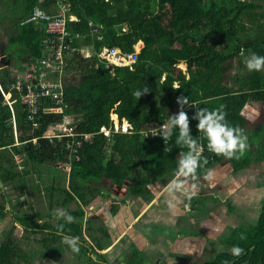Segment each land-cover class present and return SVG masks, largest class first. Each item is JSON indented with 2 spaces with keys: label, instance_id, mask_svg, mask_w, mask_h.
<instances>
[{
  "label": "trees",
  "instance_id": "1",
  "mask_svg": "<svg viewBox=\"0 0 264 264\" xmlns=\"http://www.w3.org/2000/svg\"><path fill=\"white\" fill-rule=\"evenodd\" d=\"M63 1L69 7L68 16L75 17L67 21L68 35L64 39V112H42L52 103L40 98L33 122L41 129L33 134L31 122L27 121L29 106L10 90L11 70L31 69L47 52L44 31L34 23H20L36 6L53 13V0H0V86L14 101L10 109L0 93V215L24 227V235L29 232L34 237L50 236L54 245L61 240L55 238L56 234L77 236L78 243L84 245L78 251L79 264H106L97 252L101 250L98 241L94 247L86 243L82 206L100 195L101 183L128 185L127 195L139 197L150 193L149 187L162 186L175 176L187 148L175 142L178 130L170 141H164L160 126L181 110L179 96H187L197 107L210 110L223 105L227 121L243 128L248 137L244 154L228 158L209 150L206 138L198 136L204 152L196 172L188 174L193 181L198 182L214 166L229 165L235 175L248 168L252 160L264 162V75L249 71L245 65V56L252 51L264 55V15L254 12L260 7L247 0ZM137 42L142 47L130 66L107 68L96 56L102 47L131 53ZM181 63L188 77L178 68ZM144 84L150 91L136 97L134 91ZM196 106L184 105L194 136L199 134L198 121L192 118ZM247 107L250 113L259 109L260 115L252 120ZM111 114L116 115L119 124L126 122L131 127L129 133L114 131ZM63 115L73 119L76 136L57 137L56 127L62 123ZM254 121L259 127H251ZM101 127L109 134L99 132ZM45 128L51 129L49 137L42 136ZM150 130H157L156 135L144 137L142 132ZM79 135L90 139L83 141ZM255 135L260 136L257 145L252 138ZM15 156L21 159L19 165ZM65 164L70 166L68 171ZM29 174L38 179L29 184L36 193L28 190L29 177L25 176ZM43 178L50 179L44 188L49 206L54 193L61 194L63 207L75 202L77 208L67 210L74 217L72 221L59 218L56 224L35 223L41 218L35 206L43 198ZM8 187L18 200L6 211L5 204L14 200L12 194H7ZM194 202L190 201L189 206L194 207ZM200 202L216 204L217 199L206 196ZM260 206L256 224L243 222L233 229L223 242L224 251L214 259L184 264H264V202ZM51 230L56 232L47 236ZM233 245H240L244 252L235 255ZM21 248L18 238L9 233L0 243V264L22 262ZM46 249L58 253L55 246ZM23 261L26 263L25 258ZM143 261L144 253L136 250L126 264Z\"/></svg>",
  "mask_w": 264,
  "mask_h": 264
},
{
  "label": "crops",
  "instance_id": "2",
  "mask_svg": "<svg viewBox=\"0 0 264 264\" xmlns=\"http://www.w3.org/2000/svg\"><path fill=\"white\" fill-rule=\"evenodd\" d=\"M223 166H214L212 169L217 172ZM226 166L229 171L218 172L216 183L213 180L211 184L212 179L207 181L205 176L195 182L188 175L180 173L162 186L149 187L150 193L139 197L127 195L128 185L115 187L101 183L100 195L85 208L82 206L86 221L83 224L87 226L84 230L86 243L94 247L97 242L91 237L97 233L100 235L98 243L101 250L97 252L103 255L106 264H126L127 255L132 253L130 250L133 246L145 254L143 264H183L185 261L214 259L224 251L222 244L233 229L249 219L245 215L240 216L234 203L241 202L242 197L244 211L255 210L256 217H259V203L264 199L263 161L252 160L248 168L235 175L231 174L230 166ZM247 174L251 175L250 179H245ZM232 187L233 193L228 192ZM223 191L227 194L218 195ZM206 196L221 197L220 201L225 204L207 202L206 208H199L201 198ZM193 200L194 207L190 209L189 202ZM11 203L5 204L6 209H10L15 201ZM252 205L255 207L251 208ZM229 207H234V212L232 210L229 213ZM49 211L52 210L49 208ZM257 218L252 221V225L256 224ZM7 219L0 220V228L4 231L15 227L13 231L8 230L9 233L24 237V227L12 220L7 225Z\"/></svg>",
  "mask_w": 264,
  "mask_h": 264
},
{
  "label": "built area",
  "instance_id": "3",
  "mask_svg": "<svg viewBox=\"0 0 264 264\" xmlns=\"http://www.w3.org/2000/svg\"><path fill=\"white\" fill-rule=\"evenodd\" d=\"M42 3L44 0H38ZM52 12H47L41 6H36L30 15L21 21V25L34 23L39 29L44 31L47 35L45 40H43V45L46 52L43 58L36 62L31 69H26L22 71L20 69L11 70L13 76V81L10 85V90L16 92L19 95V99L29 106L30 112L27 115V121L31 122L33 134L36 130L41 129V126L33 122V115L37 113L38 104L40 98H47L52 105L43 108L42 112L51 114H63L64 109L62 107L63 95H64V85L62 83V77L64 75L65 61L63 57L64 49V39L68 35L67 31V21L75 20V17L68 16L69 7L63 0H53ZM95 32L96 28L91 22L88 23ZM142 47L141 42H137L134 46V51L131 53H124L116 47H102L96 56L99 62L104 63L107 68L109 67H122L130 66L135 62L137 55ZM50 52V53H49ZM89 57V53H85V58ZM179 67V66H178ZM180 68V67H179ZM0 93L4 98V101L9 105L11 109V104L14 101H10L11 94L9 92L5 93L0 86ZM113 118H112V117ZM111 119L113 120L114 131H121L122 133H129L131 127L123 122L119 124L116 115L111 114ZM14 137H15V119L12 113L11 117ZM161 129V128H160ZM51 129L45 128L42 130L43 137H49V132ZM58 131L57 137H74L73 133L74 125L73 119L64 116L62 117V123L56 127ZM157 130L144 131L142 134L144 137L150 135L155 136ZM99 132L104 135H108L107 129L101 127ZM83 141H88L90 136L79 135ZM200 156L203 154V149L199 146ZM15 156V162L19 165L21 159ZM19 160V161H18ZM64 168L68 171L70 166L68 164L64 165ZM180 172H176L175 176L179 175Z\"/></svg>",
  "mask_w": 264,
  "mask_h": 264
},
{
  "label": "clouds",
  "instance_id": "4",
  "mask_svg": "<svg viewBox=\"0 0 264 264\" xmlns=\"http://www.w3.org/2000/svg\"><path fill=\"white\" fill-rule=\"evenodd\" d=\"M245 61L249 71L264 69V55L255 51L245 56ZM183 74L185 73L183 72ZM186 77L188 76L186 75ZM149 91L150 87L144 84L142 88H137L133 94L140 98ZM177 102L181 110L177 114L170 115V119L163 123L160 128L163 129L161 136L164 141H170L174 132L178 130L175 142L187 148V151L182 153L178 165V171L181 174L188 175L196 172L200 161L198 136L206 138L208 149L217 154H222L228 158H239L244 154L248 148V137L243 128L232 125L227 121L226 112L222 110L223 105L212 110L207 107H197L195 102H190L189 97L183 95L177 98ZM186 104L196 106L192 118L198 121L196 125L199 130L198 135L194 136L192 134L189 115L184 110ZM65 219L72 221L74 217L68 214ZM63 239L74 251H79V237L65 235ZM232 251L238 256L244 252V249L240 245H233Z\"/></svg>",
  "mask_w": 264,
  "mask_h": 264
},
{
  "label": "rangeland",
  "instance_id": "5",
  "mask_svg": "<svg viewBox=\"0 0 264 264\" xmlns=\"http://www.w3.org/2000/svg\"><path fill=\"white\" fill-rule=\"evenodd\" d=\"M247 1H249V2H251L253 4H256L257 6L260 7V8H256L254 10V12H256L257 14H261L262 13V15H264V0H247ZM255 20H256V18H255ZM262 27L264 29V26H262ZM181 65H183V63L179 64L180 68H181ZM181 69L184 70V72H186L185 71L186 66H185L184 69L183 68H181ZM259 71H260L261 76H263L264 75V69L259 70ZM250 109L251 108L247 107L245 110L250 112L251 111ZM259 112H260L259 109L256 108L255 112L254 113H248V116L252 120H254V119H256V117H258L260 115ZM259 121L260 120H257V122H259ZM257 122L254 121L251 127L256 126ZM258 137H260V136L259 135H255V136L252 137L253 138V142H255V145L258 144ZM17 159H19V158H17ZM14 161H16V160L14 159ZM262 169L264 170V167H262ZM217 170H219V171L216 172V170L212 169L211 171H209L205 175L204 178L207 181H210V179H212L211 180V184H212L213 180H215L214 183H216V178H215L216 174L219 175L218 172H220L221 170H222L223 173H225V172L227 173V171H229V167H227L225 165V166H223V169L218 168ZM60 176H62V175H60ZM250 176H251L250 174L245 175V179H250L251 178ZM25 177H29V178L26 179L27 185H29L31 182H35V183L38 182V179H37V177L34 174H29L28 176H25ZM242 177H244V175ZM41 181H42V183L40 184V189H41L40 192H41V195H42L43 199L40 200V204L39 205H42L43 203H44V205L43 206H39V205L35 206L38 209L37 210L38 214L41 216V218L38 221H36V222L38 224H40V223L42 224V223H45V222L49 221L51 224H56L58 222L59 218L64 219L65 221H67L65 219V217L67 216V209L75 210L76 207H77L75 202L66 205V207H63V206H61V202H60L62 200L61 194L60 193H54V197L51 200V204L52 205L49 206L47 204V201H46V196H45L46 195V191L44 190V188L49 185L50 179L43 178ZM241 181H244V180H241ZM211 184H210V186H211ZM233 186H235V183H234ZM29 188L30 189H28V190L30 191L31 194L32 193H36L35 189H31V188H33L31 185H29ZM229 189L230 190L228 192L233 193L232 191L234 190V187L229 188ZM7 190L9 191V190H12V189L8 187ZM7 194L11 195L12 192L9 191ZM221 194L224 195V194H227V193H226V191H223L222 193H220L218 195H221ZM235 197H238V196L235 195ZM26 198L29 199L28 197H26ZM219 198L221 199V197H219ZM219 198H216L217 201L222 203V204H225L224 202L220 201ZM11 199H14V201H16V199L18 200V197H15V195L12 194V198ZM241 200L243 201L242 197H241ZM242 201L241 202H237V204L234 203V205H236L238 207L241 217H243V215H245V216H247L249 218L248 220H245L246 222H244V223H246V224L248 223V225L252 226V221H255L258 216L256 217L255 210H251V211L248 210V212H245L243 207H242L243 206ZM11 202H10V204H12ZM56 202H59L58 205L56 204ZM262 202H264V199L262 201H260L259 204H262ZM253 203H256V201H254ZM206 205H207V202L205 204L202 203V204H200L199 208H206ZM15 207L16 206H14L12 208L15 209ZM252 207L254 208L255 205H252L251 208ZM258 207L260 208V206H258ZM49 208L52 210L50 212V215H48V209ZM83 208H85V206H83ZM191 208H192V205H191L190 209ZM4 210L8 211L9 209H6V207H4ZM232 210L234 212V207H232ZM230 212H232V211H229V213ZM251 213H253V215H251ZM10 214H11V212H10ZM29 214H31V212H29ZM61 214H63V215H61ZM47 215L49 216V218H47ZM230 218H232L231 215H230ZM5 219H6V217H3L2 215H0V220H5ZM9 223H12V222H11V220L7 219V225H9ZM10 229L11 228L4 229V231H3V228H0V243L6 238V233L9 235V231L8 230H10ZM52 230L48 231L47 236H49V232L50 233L51 232H56V231H52ZM11 231H13V229H11ZM44 232H47V230H45ZM23 234H25V232ZM58 234H60V233H58ZM16 237L18 238V241L21 239L19 241V243L22 245L19 259H21L23 257L26 259V263H24V261H23L24 258H23L22 262L18 261L19 264H53V262H59L61 264H79V262H78V257H79L78 254H79V252L78 251H74L71 248V246L68 243L65 242V240L63 239V237L61 235H57V234L55 235L56 239L58 237H59V239H61L58 242L57 245H54L52 243L51 240H53V239H51L50 236L46 238L44 236H41L40 234L34 237L33 235L32 236L29 235V232H26V235H24V237H22V236L19 237L18 235ZM91 238L95 242L99 241L101 239V237H100V235L98 233L93 235ZM47 244H49L50 246L48 247ZM82 245L83 244L79 243V248H81V247L83 248L84 245L83 246ZM210 245H212V243ZM53 246L56 247V250L58 251V253L46 249V247L50 249ZM71 250H73V251H71ZM136 250H137V248L135 246H133L130 251H132V253H133ZM39 252H42V253L40 254ZM52 253H56V254H52ZM57 254H60V256H58ZM52 255L55 256L56 258L53 259ZM130 256H131V253L127 255V258H129ZM144 257H145V254H144ZM142 264H143V262H142Z\"/></svg>",
  "mask_w": 264,
  "mask_h": 264
},
{
  "label": "bare ground",
  "instance_id": "6",
  "mask_svg": "<svg viewBox=\"0 0 264 264\" xmlns=\"http://www.w3.org/2000/svg\"><path fill=\"white\" fill-rule=\"evenodd\" d=\"M179 67H180V66H179ZM181 68H183V69H184V68H185V65H184V64H183V65H181ZM181 68H180V69H181ZM181 70H182V69H181ZM182 71L184 72V70H182ZM185 71H186V69H185ZM184 73H185V72H184Z\"/></svg>",
  "mask_w": 264,
  "mask_h": 264
},
{
  "label": "flooded vegetation",
  "instance_id": "7",
  "mask_svg": "<svg viewBox=\"0 0 264 264\" xmlns=\"http://www.w3.org/2000/svg\"><path fill=\"white\" fill-rule=\"evenodd\" d=\"M195 261H198V260H194V261H185L184 263H187V262H195ZM184 263H183V264H184Z\"/></svg>",
  "mask_w": 264,
  "mask_h": 264
}]
</instances>
